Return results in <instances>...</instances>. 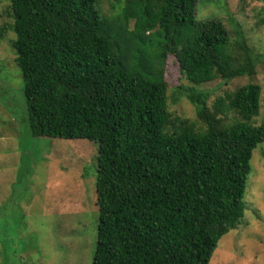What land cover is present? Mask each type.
I'll return each instance as SVG.
<instances>
[{"label": "trees", "instance_id": "16d2710c", "mask_svg": "<svg viewBox=\"0 0 264 264\" xmlns=\"http://www.w3.org/2000/svg\"><path fill=\"white\" fill-rule=\"evenodd\" d=\"M8 1L30 135L97 143L92 264H209L243 219L264 122H252L258 83L225 90L211 104L210 91L196 86L253 76L264 54L238 29L232 43L220 19L197 21V0H136L138 11L126 0L112 14H101L97 0ZM169 55L191 83L178 87L203 127L168 110Z\"/></svg>", "mask_w": 264, "mask_h": 264}, {"label": "rangeland", "instance_id": "374dc122", "mask_svg": "<svg viewBox=\"0 0 264 264\" xmlns=\"http://www.w3.org/2000/svg\"><path fill=\"white\" fill-rule=\"evenodd\" d=\"M136 11V0H129ZM145 0H142L144 2ZM116 0H97L101 14L116 11ZM264 0H197V21L220 19L231 42L240 30L254 53L264 54ZM135 18L128 20L133 27ZM8 0H0V264H92L96 242L97 143L83 138L37 136L29 132L23 82L11 46L14 33ZM157 35H151L153 44ZM167 107L170 113L203 127L196 108L179 85H191L173 55L167 57ZM253 76L222 79L196 86L210 91L208 104L225 90L248 81L261 86L260 112L252 120L264 122V55ZM250 173L242 197L244 216L221 237L209 264H264V142L253 150Z\"/></svg>", "mask_w": 264, "mask_h": 264}]
</instances>
